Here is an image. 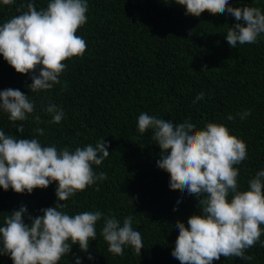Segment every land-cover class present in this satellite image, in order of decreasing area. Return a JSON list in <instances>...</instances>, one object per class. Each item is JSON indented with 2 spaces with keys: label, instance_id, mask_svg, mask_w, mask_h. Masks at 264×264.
<instances>
[{
  "label": "trees",
  "instance_id": "trees-1",
  "mask_svg": "<svg viewBox=\"0 0 264 264\" xmlns=\"http://www.w3.org/2000/svg\"><path fill=\"white\" fill-rule=\"evenodd\" d=\"M27 2L16 0L9 6L0 0V25L19 15L17 6ZM33 2L40 10L49 0ZM229 3L264 11V0ZM185 12L175 0H88L87 23L77 32L85 39L87 50L82 58L66 61L61 81L68 86L63 91L61 85H54L50 91L30 92L31 74L17 73L0 54V91L13 88L29 95L35 102V114L43 121L38 124L30 116L15 122L24 124L21 134L8 114L0 112V130L21 139L37 138L43 146L58 150L67 146L74 151L105 139L110 155L93 167L97 173L106 172L107 179L70 197L64 202V211L75 215L99 210L116 216L121 224L131 215L133 228L142 235L140 255L125 247L123 257L113 256L100 235L102 218L88 253L73 245L59 264H75L77 256L82 264H180L172 256L178 236L175 222L187 225L188 218L199 212L197 198L170 189L169 173L157 166L161 149L152 139L153 131H137L142 112L174 124L190 120L198 128L207 122L225 124L247 144L248 158L236 166L240 189H246L247 181L264 169V34L255 44L230 47L226 33L236 23L232 15L205 11L195 17ZM201 91L203 98L193 103ZM49 102L64 110L65 117L58 124L49 123L50 115L42 111ZM245 109L250 115L241 121L236 114ZM229 114L236 119L227 120ZM37 127L44 129V135L34 132ZM55 189V182L30 194L0 187V226L22 204L32 216L54 206ZM24 219L30 222L27 216ZM89 253L94 260L87 258ZM246 255L253 259L221 257L213 264H264L260 243ZM0 264L13 262L0 255Z\"/></svg>",
  "mask_w": 264,
  "mask_h": 264
},
{
  "label": "clouds",
  "instance_id": "clouds-1",
  "mask_svg": "<svg viewBox=\"0 0 264 264\" xmlns=\"http://www.w3.org/2000/svg\"><path fill=\"white\" fill-rule=\"evenodd\" d=\"M15 2L2 0L9 6ZM175 3L185 7L186 15L195 17L205 11L232 15L236 23L226 33L230 47L255 44L264 34V11L260 7H234L229 0ZM16 11L20 14L0 25L3 59L17 73L31 74L28 87L32 93L50 91L54 85L66 90L67 81H61L66 61L82 58L87 50L85 39L77 32L87 23L88 0H49L40 10L29 0L20 3ZM203 96L201 91L193 103ZM35 111V102L21 90L0 91V112L8 114L17 132L23 134L25 126L15 122L27 121L30 116L38 124L43 122ZM42 111L50 115L48 122L52 124L65 117L63 108L51 102ZM249 115L247 109L236 114L241 121ZM236 116L229 114L227 120L234 121ZM149 129L161 149L157 166L169 173L170 189L197 198L199 209L188 218L187 225L181 220L175 222L178 236L172 256L180 264H213L221 257L252 260L251 255H246L247 250L257 243L264 247V169L247 181L246 189H240V171L236 166L248 158L246 142L222 123L207 122L198 128L190 120L174 124L142 112L137 131L144 134ZM34 132L44 135L40 127ZM108 146L105 139H100L95 146L89 143L74 151L67 146L58 150L55 146H43L37 138L21 139L0 130V187L30 194L55 182L57 197L54 206L40 209V215L32 216L22 204L4 217L0 226V255L9 256L13 264H59L73 245L78 244L80 251L88 253L90 241L97 239V223L102 218L100 235L113 256L123 257L125 247L141 254L142 235L133 228L131 215L124 217L121 224L116 216L99 210L75 215L64 211V202L70 197L107 179L106 172L97 173L93 166H100L110 155ZM87 258L94 260L90 253ZM75 264H82L80 257H76Z\"/></svg>",
  "mask_w": 264,
  "mask_h": 264
}]
</instances>
